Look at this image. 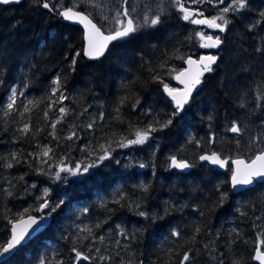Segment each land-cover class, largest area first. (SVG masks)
<instances>
[{
  "label": "trees",
  "instance_id": "obj_1",
  "mask_svg": "<svg viewBox=\"0 0 264 264\" xmlns=\"http://www.w3.org/2000/svg\"><path fill=\"white\" fill-rule=\"evenodd\" d=\"M71 2L0 5V252L14 223L43 207L51 217L0 264H74L79 255V264H257L264 183L236 195L231 169L200 159L264 152V0L232 13L213 1L181 7L223 17L213 73L184 110L163 90L203 44L183 12L171 8L90 61L82 29L61 17L88 14ZM89 159L88 172H64Z\"/></svg>",
  "mask_w": 264,
  "mask_h": 264
},
{
  "label": "water",
  "instance_id": "obj_2",
  "mask_svg": "<svg viewBox=\"0 0 264 264\" xmlns=\"http://www.w3.org/2000/svg\"><path fill=\"white\" fill-rule=\"evenodd\" d=\"M23 1L0 0V5H20ZM233 1L226 11L227 13H232L234 10L235 4ZM45 8L46 10L49 9L47 5ZM61 17L67 23L82 29L85 41L84 56L90 61L102 59L116 41L130 36L135 30L134 23L126 12L125 28L114 33L104 32L89 16L73 9L62 11ZM220 44V41L213 40L207 43V45H212L214 49H217ZM216 63L217 60L212 55L202 56L200 59H188L186 67L176 78V85L180 91L174 95L179 97L183 104L188 103L201 87V77H203L205 71L214 67ZM232 134H239L236 127L232 130ZM200 160L204 165H209L222 173L226 172L228 165L231 164L233 170L231 189L236 195L254 187L256 183H264V152L256 155L251 160L235 159L230 162L228 159H222L219 154L204 155ZM172 168L187 173L190 170V165L188 162L174 160ZM50 222V217H29L14 223L10 240L0 252V262L12 257L21 247L43 233L50 226ZM79 258L78 262L85 260L82 256ZM255 261L257 264H264V253L260 249L256 252Z\"/></svg>",
  "mask_w": 264,
  "mask_h": 264
},
{
  "label": "rangeland",
  "instance_id": "obj_3",
  "mask_svg": "<svg viewBox=\"0 0 264 264\" xmlns=\"http://www.w3.org/2000/svg\"><path fill=\"white\" fill-rule=\"evenodd\" d=\"M75 4L74 5H83L84 6V11H86L88 13V15L91 16H95V17H99L102 14H110V17L108 19L107 24H105V28L106 30L110 31V32H116L119 31L121 29H123L125 27V23L127 21L126 17H125V12L128 15V11L129 14L132 18V22H134L135 24V19L133 17V14L128 6V10H126L125 8V4L128 3L129 0H125L124 6L123 3L120 2V8H118V10L115 9L114 7V1L115 0H74ZM133 1V5H135L136 7L134 8V6H132L134 13L138 14V17L140 19L138 20V25H135L136 28H141V23L143 20H145L146 22L149 21L150 19H156V17L158 16V14H162L166 11L167 9V5H166V0H132ZM209 1H213L215 3H218L220 5L219 8H223L224 6L221 5V1L222 0H209ZM235 4V7L237 9V11H239L244 4H246L245 2H243V0H241L240 4L238 3V0H234L233 1ZM61 4H62V0H58V3L56 5L55 8L57 9H61ZM73 6V5H71ZM76 8H79V6H74ZM192 11H197V10H192ZM187 12V18L189 16H191V12H190V8L189 10L186 11ZM128 15V17H130ZM221 18H223L221 16ZM220 17H215L214 19L211 17H208L206 15H202L199 18H195L194 22L198 24L199 27H201L202 30H204L206 33L204 35L200 34V36H202L203 39V45L209 43L211 40L213 41H218L219 38H213L212 36L214 35V31H221V28L216 27L219 21V19H221ZM148 24H151V21L148 22ZM208 49H213L214 47L212 45H207ZM141 136V135H140ZM94 160L89 159V160H85L82 163H79L77 168L74 170H69V171H64L67 172L68 175L70 176H76L82 173H86L89 171L90 167L92 166ZM63 172V170L61 171Z\"/></svg>",
  "mask_w": 264,
  "mask_h": 264
},
{
  "label": "flooded vegetation",
  "instance_id": "obj_4",
  "mask_svg": "<svg viewBox=\"0 0 264 264\" xmlns=\"http://www.w3.org/2000/svg\"><path fill=\"white\" fill-rule=\"evenodd\" d=\"M180 2H182L181 0H179ZM135 6V5H134ZM136 7V6H135ZM202 15H204L203 13H200V14H198V18L200 17V16H202ZM196 17V16H195ZM190 19H194V17H190ZM97 24V23H96ZM97 26L98 27H100L101 29H102V24H97ZM218 38V37H217ZM203 43V42H202ZM218 50H216V49H207V48H204L203 47V44H202V46H201V48H200V52L198 53V54H196L195 56H193V57H190V58H193V59H200L202 56H206V55H212L213 57H217L218 56ZM189 58V59H190ZM187 62V61H186ZM186 62H185V65H184V67H179V68H177L176 70H174L170 75H169V77L163 82L164 83V87H163V90H164V93H165V95H164V97L168 100V102L172 105L173 103L177 106V108H179V109H182L183 108V110L184 109H186V108H188V107H190V105L191 104H189L190 103V101L191 100H189V102L188 103H185V104H183V102H182V100L179 98V97H177V96H175L174 94H176V93H178L179 91H180V89L177 87V85H176V78H177V76L184 70V68L186 67ZM213 73V68L212 69H209V70H206L205 71V74L203 75V77H201V82H202V80H203V78L205 77V76H207V75H209V74H212ZM163 93V94H164ZM192 99V98H191ZM177 108H175V109H177ZM205 153V152H204ZM262 152H260V153H257L256 155H258V154H261ZM210 154H213V153H210ZM209 153L208 154H205V155H210ZM255 155V156H256ZM254 156V157H255ZM253 157V158H254ZM252 158V159H253ZM234 160V159H233ZM233 160H229L230 162L231 161H233ZM180 161V160H179ZM181 162H186V161H181ZM187 163V162H186ZM189 164V163H188ZM209 166V165H208ZM210 167V166H209ZM210 168H212V167H210ZM228 168L229 169H231V164H229L228 165ZM213 170H215L214 168H212ZM232 170V169H231ZM78 262V261H77ZM76 261L74 262V264H79V263H81V262H86V260H81V261H79L78 263H77Z\"/></svg>",
  "mask_w": 264,
  "mask_h": 264
},
{
  "label": "clouds",
  "instance_id": "obj_5",
  "mask_svg": "<svg viewBox=\"0 0 264 264\" xmlns=\"http://www.w3.org/2000/svg\"><path fill=\"white\" fill-rule=\"evenodd\" d=\"M182 2H180L179 0H166V5H167V9H166V11L164 12V13H162V14H158V16L156 17V19H150L149 18V21H153L154 23H152V24H148V22H146L145 20H143L142 21V23L140 24L141 25V27L142 26H155V25H157V24H159L160 23V19H161V17H163L167 12H169V11H171L172 9L171 8H176V9H178L179 11H181V12H183V14H184V18H185V20H187L188 22H190V23H192V24H194L195 26H197L198 28H199V30L201 31V34L202 35H204L206 32L204 31V30H202L201 29V27H199L198 26V24L197 23H195L194 22V19L195 18H198V17H195L196 16V13H194V12H199L198 10L197 11H192V9H190V12H191V16L192 17H194V19H190V17L191 16H189L188 18H187V12H185L184 10H182L181 9V7H183V6H185L186 7V4H187V2L188 1H190V0H181ZM205 1H209V0H194V2L195 3H203V2H205ZM225 1L226 0H222L221 1V5L222 6H224L223 8H218V11H222V12H226L228 9H229V7H230V5H231V3H232V0L231 1H229L227 4H225ZM241 2V1H240ZM240 2H238L239 4H240ZM71 4L72 5H74L75 4V1L74 0H72V2H71ZM187 7H191V5H189V6H187ZM217 7H220V5L219 6H217ZM236 8V7H235ZM188 10H189V8H188ZM234 11V10H233ZM232 11V12H233ZM201 13V12H200ZM132 14H133V17H134V19H135V24H134V26L135 25H138V20L137 19H140L139 17H138V14H136V13H134V12H132ZM128 15L130 16V14H129V11H128ZM211 18H215L213 15L212 16H210ZM130 18H131V16H130ZM132 19V18H131ZM133 21V20H132ZM134 23V22H133ZM217 24V26L216 27H218L219 26V23H216ZM125 26H126V23H125ZM125 28V27H124ZM135 28H136V26H135ZM219 28V27H218ZM215 33V35H214V37L215 38H219V36H218V33H220L219 32V30L218 31H214ZM201 39H202V36H201ZM219 41H220V38H219ZM202 42H204L203 41V39H202ZM206 45L207 44H205V45H203V47L204 48H206ZM191 168V167H190ZM180 172V171H179ZM181 173H185V172H181ZM188 173V172H187ZM50 217V216H49Z\"/></svg>",
  "mask_w": 264,
  "mask_h": 264
},
{
  "label": "bare ground",
  "instance_id": "obj_6",
  "mask_svg": "<svg viewBox=\"0 0 264 264\" xmlns=\"http://www.w3.org/2000/svg\"><path fill=\"white\" fill-rule=\"evenodd\" d=\"M127 1V0H126ZM243 2H246V0H243ZM126 5V4H125ZM132 6H134L133 4H132ZM134 8H135V6H134ZM235 12H237V9H235ZM151 23H154L153 21H151ZM239 195V194H238ZM84 257V259H85V256L84 255H79L78 257H77V260H76V262L78 261V259H80L79 257ZM86 260V259H85Z\"/></svg>",
  "mask_w": 264,
  "mask_h": 264
}]
</instances>
